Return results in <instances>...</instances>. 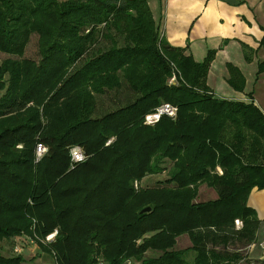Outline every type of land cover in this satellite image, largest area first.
I'll return each instance as SVG.
<instances>
[{"label": "trees", "instance_id": "16d2710c", "mask_svg": "<svg viewBox=\"0 0 264 264\" xmlns=\"http://www.w3.org/2000/svg\"><path fill=\"white\" fill-rule=\"evenodd\" d=\"M33 36L37 59L24 57ZM184 50L162 39L146 0H0V264H35L2 251L17 238L52 264L247 258L262 225L247 197L264 188V113L213 96V49L200 62ZM161 104L175 115L145 124ZM37 143L47 152L34 161ZM201 185L216 196L197 201Z\"/></svg>", "mask_w": 264, "mask_h": 264}, {"label": "crops", "instance_id": "0c3cea01", "mask_svg": "<svg viewBox=\"0 0 264 264\" xmlns=\"http://www.w3.org/2000/svg\"><path fill=\"white\" fill-rule=\"evenodd\" d=\"M146 1L157 21L160 36L168 45L185 48V54L196 62L202 61L207 50L215 51L206 74V84L213 96L252 102L264 113V70L258 71L259 63L264 64V49L259 48L264 34V0ZM227 64L240 72L243 78L241 90L227 82ZM247 205L262 222L256 241L247 248V259L261 264L264 248L258 242L264 223V188H252ZM1 248L5 253H12L6 242Z\"/></svg>", "mask_w": 264, "mask_h": 264}, {"label": "rangeland", "instance_id": "374dc122", "mask_svg": "<svg viewBox=\"0 0 264 264\" xmlns=\"http://www.w3.org/2000/svg\"><path fill=\"white\" fill-rule=\"evenodd\" d=\"M8 55L0 53V61L7 57ZM24 57L37 59V50H36V43H35V37L33 36L28 45L26 46ZM165 177V173H159V174H153V175H147L143 180L141 181L142 186L151 187L156 185L160 180H162ZM211 188H208L204 185L199 186L198 188V197L197 201H203L207 199H211L214 197V192L210 190ZM209 195H208V193ZM212 193V195H210ZM189 245V240L185 235L180 236L177 239L176 248H185ZM11 252L12 253H20L23 255L26 259H29L30 257L34 256L33 262L35 264H52L53 260L50 255L47 253L41 251L35 243H30L28 240L23 238H17L15 241L11 243ZM18 247L20 249L19 252L14 251V247ZM238 264H256L255 261L251 259H244V261H241Z\"/></svg>", "mask_w": 264, "mask_h": 264}, {"label": "built area", "instance_id": "2783aa9c", "mask_svg": "<svg viewBox=\"0 0 264 264\" xmlns=\"http://www.w3.org/2000/svg\"><path fill=\"white\" fill-rule=\"evenodd\" d=\"M173 80V78H171ZM167 115L169 117H173L175 115V108L170 106L169 104H161L156 110L152 113L146 114L144 117L145 124H153L155 123L161 115ZM109 141H107L108 143ZM47 152V147L42 143H37L34 148V161H38L45 153ZM69 159L71 164L79 163L84 159V154L82 149L79 146H72L69 149ZM235 225L238 227L240 222L236 219L234 220ZM55 235V231L49 233L45 236L46 241H50ZM30 243H33L31 239H28ZM259 245L264 248V223L262 228L261 237L259 240ZM14 251L19 252L20 249L16 246L14 247ZM97 264H103L102 262H98Z\"/></svg>", "mask_w": 264, "mask_h": 264}, {"label": "water", "instance_id": "95a60500", "mask_svg": "<svg viewBox=\"0 0 264 264\" xmlns=\"http://www.w3.org/2000/svg\"><path fill=\"white\" fill-rule=\"evenodd\" d=\"M148 210H149V207H145V208L141 209L140 212H146V211H148Z\"/></svg>", "mask_w": 264, "mask_h": 264}]
</instances>
